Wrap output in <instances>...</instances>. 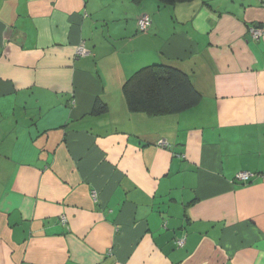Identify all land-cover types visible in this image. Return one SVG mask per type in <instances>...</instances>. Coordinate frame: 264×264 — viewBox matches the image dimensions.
<instances>
[{
  "label": "crops",
  "instance_id": "crops-1",
  "mask_svg": "<svg viewBox=\"0 0 264 264\" xmlns=\"http://www.w3.org/2000/svg\"><path fill=\"white\" fill-rule=\"evenodd\" d=\"M166 61L202 103L130 112ZM0 264H264V0H0Z\"/></svg>",
  "mask_w": 264,
  "mask_h": 264
},
{
  "label": "trees",
  "instance_id": "trees-1",
  "mask_svg": "<svg viewBox=\"0 0 264 264\" xmlns=\"http://www.w3.org/2000/svg\"><path fill=\"white\" fill-rule=\"evenodd\" d=\"M193 1L158 0V3L160 7H167ZM123 92L130 112L153 116L180 115L198 107L203 100L192 77L170 61L139 69L126 81ZM107 110L106 105L98 102L94 113Z\"/></svg>",
  "mask_w": 264,
  "mask_h": 264
},
{
  "label": "built area",
  "instance_id": "built-area-1",
  "mask_svg": "<svg viewBox=\"0 0 264 264\" xmlns=\"http://www.w3.org/2000/svg\"><path fill=\"white\" fill-rule=\"evenodd\" d=\"M151 20L149 18L148 15H143L140 17L139 19V29L140 31L142 32H145L148 27L151 25ZM253 34H254V37L255 38H259L260 37V32L259 31H253ZM78 54L80 55H83L84 54V50L81 48L79 51H78ZM163 143V142H162ZM255 175L254 174H251V173H246V172H243V173H238L237 176H236V181H239V182H242V183H250L251 182V179L254 177ZM93 197L96 198L97 197V194L94 192L93 193ZM64 222H66V219L63 218ZM184 240H180L178 242V245L179 246H183L184 245Z\"/></svg>",
  "mask_w": 264,
  "mask_h": 264
}]
</instances>
